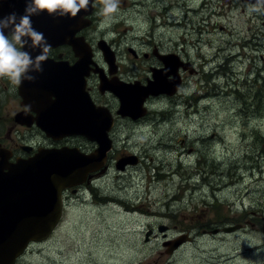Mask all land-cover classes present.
<instances>
[{
    "label": "rangeland",
    "instance_id": "1",
    "mask_svg": "<svg viewBox=\"0 0 264 264\" xmlns=\"http://www.w3.org/2000/svg\"><path fill=\"white\" fill-rule=\"evenodd\" d=\"M134 1L105 21L97 0L101 20L91 35L122 36L123 52L127 43L139 53L157 43L196 73L187 72L179 94L152 104L140 124L115 122L109 169L82 198L70 195L63 222L28 257L32 264H264L262 14L241 0ZM93 41L102 52L105 41ZM132 60L127 69L142 67ZM4 79L1 108L12 114L16 85ZM0 126L7 127L3 119ZM74 143L88 154L97 149L85 137ZM127 155L137 162L118 169ZM238 224L235 233L203 232ZM183 237L191 240L169 254L164 244Z\"/></svg>",
    "mask_w": 264,
    "mask_h": 264
},
{
    "label": "water",
    "instance_id": "2",
    "mask_svg": "<svg viewBox=\"0 0 264 264\" xmlns=\"http://www.w3.org/2000/svg\"><path fill=\"white\" fill-rule=\"evenodd\" d=\"M95 1L90 0L89 7L81 10L75 18L46 12L32 17L34 28L44 33L51 49L68 45L78 61L70 65L48 56L43 64V74L33 73L38 77L35 82L24 81L20 85L23 105L31 106L39 117L36 122L23 121L24 115L19 114L16 121L28 127L35 123L47 138L56 142L74 135L85 137L96 143L97 149L91 154L69 147L40 149L34 156L18 158L16 162H10V156L0 150V264H15L31 242L47 240L61 221L63 192L83 185L91 178L90 174L97 171L104 174L108 169V153L113 146L109 138L113 117L107 109L97 107L86 90L87 78L91 71L97 73V70L93 69L92 47L84 37L77 36L89 26L87 17L92 14ZM24 8L25 0H0V16L13 11L22 15ZM100 48L105 59L113 61L111 49L104 43L100 44ZM25 50L30 51L33 57L39 53L38 49ZM161 60L164 68L154 71L153 79L146 86L140 83L108 85L101 78V89H108L118 97L120 115L136 120L147 114L145 102L150 95H174L177 92L181 84L179 67L188 70L191 65L187 67L177 55H165ZM46 97H53L54 100H48V105L42 106L44 102L40 98ZM41 106L44 108L39 111ZM136 162L135 157L121 158L117 168L123 170ZM241 228V224H238L213 229L210 233L230 234ZM166 230L165 226L159 229L162 233ZM152 233L149 231L146 234L147 241ZM189 240L183 237L164 246H169L168 253L171 254Z\"/></svg>",
    "mask_w": 264,
    "mask_h": 264
},
{
    "label": "flooded vegetation",
    "instance_id": "3",
    "mask_svg": "<svg viewBox=\"0 0 264 264\" xmlns=\"http://www.w3.org/2000/svg\"><path fill=\"white\" fill-rule=\"evenodd\" d=\"M248 1V2H247ZM132 0V3H129L126 0H120L119 5L121 4L124 8H130L133 6H136V2ZM242 3L246 5H251L252 3H255V0H241ZM96 6L93 8L92 15L89 16L90 24L88 27L81 30L77 36H83L86 41L91 45L93 48V61L95 65H93V69L97 70V73L94 71H91L90 76L87 78V87L86 90L88 94L90 95L93 103L97 107H102L107 109L111 115L113 116L114 123L118 121L119 119L123 118L122 115H120L118 112L120 110V101L116 95H114L111 91L102 90L101 89V78L105 80V83L108 85H114V84H136L140 83L143 86H146L150 80L153 79L154 71L160 70L164 68V63L161 60V57L164 55H175L174 53H167L163 50V48L158 45L157 43H152L151 47L146 46L148 49L142 50L140 53L135 49V47L131 44H126L127 48L126 51L121 50V40L122 36H120L119 39L116 38H108L106 35H91L89 32L90 30H98L97 25H99V20H97V17H100L98 15ZM262 14V27H264V12H261ZM116 34V33H115ZM120 35V34H118ZM98 36V37H97ZM100 39L102 41H105L107 45L110 47L111 51H113V61L109 62L105 59L104 54L99 50V45L95 46L93 43L94 39ZM97 41V40H96ZM128 54L131 59L130 61L125 62V57H122V55ZM49 57L51 59H54L57 62H67L70 65H74L78 61V57L76 56L75 52L73 51L72 47L68 45L60 46L56 49H51L49 53ZM132 59L139 60L142 63V67H139L138 70L136 68L133 69H127V67H132L134 65V62ZM181 62L186 64L188 67L189 64L191 65V68L188 70H185L183 66L179 67L178 74L181 77V84L177 90V92L172 95L176 96L179 94L183 84L185 75L191 72L190 74H195L196 70L194 71V67L191 62L184 61L180 59ZM5 79L0 78V83L4 81ZM16 97L14 98V107L15 109L11 111H6L5 106L1 108L2 101L0 102V119H3L5 124H7V127L0 126V150H3L5 153H7L10 156L11 162H16L18 158H29L33 155H35L41 148H61V147H70V148H78L81 153L88 154L85 151H83L79 147H72L73 144H75V140L78 138H83L81 136H71L66 137L65 139L54 142L53 140L47 138L44 132H42L35 123L28 127L27 125L18 124L16 121L17 116L24 115L22 117L23 121H34L36 122V119L39 117L38 113L31 109V106H24L23 105V98L20 95V85H16L15 89ZM46 94V93H45ZM47 95V94H46ZM170 95H158V96H152L150 95L146 102H145V108L147 109V114L143 117H140L136 120L132 118H126L128 121H131L133 123H141L144 121L149 114V110L151 107L156 104L157 102H160L162 99L170 98L172 97ZM28 97V95H27ZM29 99V98H28ZM40 100L44 103V105H48L49 102H46L48 100L53 101L54 98L48 99V97ZM6 104V101H5ZM153 104V105H152ZM40 107L39 111H42L44 107ZM118 108V110L115 109ZM5 113L4 115L1 113ZM21 120V119H20ZM21 120V121H22ZM16 127H21L24 130L28 132V134H24L21 137L16 135H13V130ZM41 138L44 140H41ZM26 148H30L29 151L26 150ZM132 157L133 155H127L125 157ZM109 165V164H108ZM99 171L92 173L91 178H89L83 185L79 187H73L67 191L63 192V199H64V210H63V216L65 212V208L67 207L68 199L70 195H74L75 198L80 199L82 198L81 191L88 189L94 181L97 179L99 175ZM63 219V217H62ZM61 219L59 225L63 222ZM58 228V227H57ZM47 241L42 242H33L29 246V249L22 255L15 264H32L31 259L28 257V254L32 252L34 249L30 250L31 248H37L42 245H45L48 243Z\"/></svg>",
    "mask_w": 264,
    "mask_h": 264
},
{
    "label": "clouds",
    "instance_id": "4",
    "mask_svg": "<svg viewBox=\"0 0 264 264\" xmlns=\"http://www.w3.org/2000/svg\"><path fill=\"white\" fill-rule=\"evenodd\" d=\"M101 15L112 21L119 11L120 0H100ZM90 0H25L22 15L13 11L0 16V78L8 79L13 85L24 81L35 82L37 74H43L51 44L43 32L33 26L32 17L41 13L75 18L81 10L89 7ZM250 13L264 12V0H255L249 6ZM103 26V25H102ZM29 48L39 53L33 57Z\"/></svg>",
    "mask_w": 264,
    "mask_h": 264
},
{
    "label": "trees",
    "instance_id": "5",
    "mask_svg": "<svg viewBox=\"0 0 264 264\" xmlns=\"http://www.w3.org/2000/svg\"><path fill=\"white\" fill-rule=\"evenodd\" d=\"M215 202H216V201H214L212 205H213V207L216 209V214H218V215L220 216V211H219L220 205H219V204H215ZM211 229H214V228L211 227V228H208V229L206 228V229H204V230H211ZM204 230H203V231H204Z\"/></svg>",
    "mask_w": 264,
    "mask_h": 264
},
{
    "label": "bare ground",
    "instance_id": "6",
    "mask_svg": "<svg viewBox=\"0 0 264 264\" xmlns=\"http://www.w3.org/2000/svg\"><path fill=\"white\" fill-rule=\"evenodd\" d=\"M192 10V9H191ZM193 12V11H192ZM124 158H129V156L128 157H124ZM129 165H131V164H129Z\"/></svg>",
    "mask_w": 264,
    "mask_h": 264
}]
</instances>
